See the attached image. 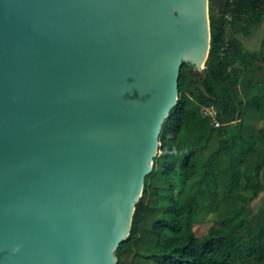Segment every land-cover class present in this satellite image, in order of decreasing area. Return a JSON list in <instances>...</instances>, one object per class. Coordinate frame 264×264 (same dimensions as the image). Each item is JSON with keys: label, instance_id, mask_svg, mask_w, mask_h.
Returning <instances> with one entry per match:
<instances>
[{"label": "water", "instance_id": "95a60500", "mask_svg": "<svg viewBox=\"0 0 264 264\" xmlns=\"http://www.w3.org/2000/svg\"><path fill=\"white\" fill-rule=\"evenodd\" d=\"M208 0H0V264H116Z\"/></svg>", "mask_w": 264, "mask_h": 264}, {"label": "trees", "instance_id": "16d2710c", "mask_svg": "<svg viewBox=\"0 0 264 264\" xmlns=\"http://www.w3.org/2000/svg\"><path fill=\"white\" fill-rule=\"evenodd\" d=\"M214 1L205 67L180 66L116 264H264V205L249 212L264 184V38L260 51L243 43L264 0ZM211 104L218 126L201 111Z\"/></svg>", "mask_w": 264, "mask_h": 264}, {"label": "rangeland", "instance_id": "374dc122", "mask_svg": "<svg viewBox=\"0 0 264 264\" xmlns=\"http://www.w3.org/2000/svg\"><path fill=\"white\" fill-rule=\"evenodd\" d=\"M218 4H219V0H215L213 2L215 11L218 10ZM263 38H264V17L260 22V24L255 27V29L251 32L250 35L243 37V43L248 50L260 51L261 50L260 44ZM241 185L245 189L243 178H241ZM263 205H264V184L262 190L260 191V195L252 201L249 207V212L252 215H254L256 211H258V209Z\"/></svg>", "mask_w": 264, "mask_h": 264}, {"label": "built area", "instance_id": "2783aa9c", "mask_svg": "<svg viewBox=\"0 0 264 264\" xmlns=\"http://www.w3.org/2000/svg\"><path fill=\"white\" fill-rule=\"evenodd\" d=\"M201 111L203 115L209 117L215 126L220 124L219 120L217 119V112L213 104L203 106Z\"/></svg>", "mask_w": 264, "mask_h": 264}]
</instances>
